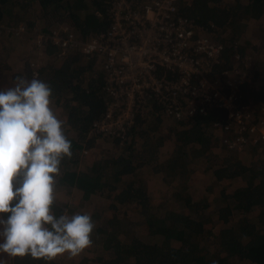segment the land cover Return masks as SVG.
I'll list each match as a JSON object with an SVG mask.
<instances>
[{
  "label": "trees",
  "instance_id": "1",
  "mask_svg": "<svg viewBox=\"0 0 264 264\" xmlns=\"http://www.w3.org/2000/svg\"><path fill=\"white\" fill-rule=\"evenodd\" d=\"M31 4H36L39 12L29 21L26 9ZM176 5L182 16L205 27L208 33L221 34L226 28L234 29L226 40L220 36L214 37L225 46L222 63L216 68L218 72L231 69L236 54L244 56L237 42L244 36L249 23L264 19V0H235V5L226 7L220 6L217 0H191L190 3L176 0ZM14 13L18 15L14 22L24 21L27 34L33 30L51 33L61 25L69 24L76 36L85 41L109 27L105 0H0V28L13 27ZM9 35L19 37L18 27H13ZM45 47L49 57L59 53V49L50 41ZM56 61H60V64L54 62L41 68L36 76L28 63L25 67L27 79L31 80L35 76L50 84L53 100L68 114L64 131L72 143V156L63 160L57 177L54 212L60 215L71 208L74 212L70 211V215L75 214L71 203L74 192L75 196L83 195L88 200L109 191L116 192L114 204L139 206L141 215V221L134 224L140 227L141 234L134 233L135 230L132 232V222L128 218L106 219L101 215L100 221L105 229L95 228L92 247L102 245L104 252L100 256H93L90 251L92 257H83L85 264H234L235 258L249 264H264V160L255 166L239 159H220L204 171L206 174L211 173L218 185L236 179L245 184L232 193H228L224 186L217 219L225 228L219 231L213 241H210L212 232L205 226L206 217L199 214L203 200L194 201L177 189L193 177L199 160L203 157L211 160L209 157L217 153L214 150H223L221 139L208 132L215 122L226 121L223 111L212 110L191 119L172 120L175 124L171 133L174 151L162 163H159V150L163 141L153 143L155 135H152V126L162 121L159 115H153L148 120H139L129 140L122 145L121 154L96 161L79 171L81 154L92 150L100 139L90 132L92 124L106 112L109 101L105 89L106 75L98 67L96 58L85 57L77 50L68 52L65 57H57ZM8 71L10 67L0 62V76L9 78L6 74ZM16 78L11 76L12 81ZM252 79L250 75L245 89L252 84ZM251 91L258 101L264 102V84ZM145 138L146 142L136 151V141ZM113 143L120 144L118 141ZM146 169L152 175L165 174L167 169L176 172L166 179L169 185L175 184L171 188L175 189L172 196L178 203L177 210H168L161 215L158 209L154 213L144 183L134 179L138 172ZM117 182L121 186H115ZM115 206L112 205L113 208ZM253 213L256 218L254 221L247 216ZM237 215L239 218H236ZM118 225L132 232L133 237L127 239L122 236V232H116ZM145 233L149 234V239L144 236ZM68 262L65 258L62 264ZM8 264L46 262L28 257L9 260ZM53 264L58 263L55 260Z\"/></svg>",
  "mask_w": 264,
  "mask_h": 264
},
{
  "label": "built area",
  "instance_id": "2",
  "mask_svg": "<svg viewBox=\"0 0 264 264\" xmlns=\"http://www.w3.org/2000/svg\"><path fill=\"white\" fill-rule=\"evenodd\" d=\"M105 1V32L84 41L63 24L35 43L43 50L50 41L61 58L76 50L96 58L109 101L91 134L125 144L141 119L182 121L220 110L226 121L212 126L224 133L228 149L240 153L264 143V102L244 92L250 78L249 66L240 65L244 56L236 54L232 68L218 72L224 44L182 16L176 0Z\"/></svg>",
  "mask_w": 264,
  "mask_h": 264
},
{
  "label": "clouds",
  "instance_id": "3",
  "mask_svg": "<svg viewBox=\"0 0 264 264\" xmlns=\"http://www.w3.org/2000/svg\"><path fill=\"white\" fill-rule=\"evenodd\" d=\"M72 143L47 82L17 77L0 90V264L75 260L93 244L88 213L54 212L57 177Z\"/></svg>",
  "mask_w": 264,
  "mask_h": 264
},
{
  "label": "rangeland",
  "instance_id": "4",
  "mask_svg": "<svg viewBox=\"0 0 264 264\" xmlns=\"http://www.w3.org/2000/svg\"><path fill=\"white\" fill-rule=\"evenodd\" d=\"M184 1H189L190 3L191 0ZM217 1L218 4L222 7H226L227 5H235V0ZM183 5H185V3ZM38 10L39 9L37 8L36 4H31L29 8L26 9V18L30 21L34 15L38 14ZM14 14L15 19L13 20V23L11 25L18 28L25 26V22L22 20L14 22L18 17L16 13ZM7 19L9 20L8 17ZM13 27L2 26L0 28V62L10 67V71L6 73L7 75H9V78H3L0 76V90H6L7 88L13 87L15 85L16 79L12 81L11 76L21 77L22 75L27 79L28 76L25 70L27 63L30 65L31 70L35 72V76L38 70L41 68H45L46 66L54 62H57V65L60 64V61H56V58L58 57L57 54L49 57L46 55V48H44L43 50H39L36 47V38L40 33L43 32L33 30L31 32H28L27 34L24 28V31H21L19 37H11V35H9V32ZM233 31L234 29L230 27L224 29L223 33L221 32V34L218 32L212 33V35L216 38L220 36L221 38H224L226 40L227 38H229L230 33H232ZM237 43L239 49L244 54L243 59L245 60V63H240V65L244 66V64H247L249 66L250 75L251 77H253L252 84L248 89L246 88L247 90L245 89V93L250 98H252V100H255L256 103L261 102L252 95L251 89L258 88L259 86L264 84V19L249 23L244 36H242V38ZM240 55L242 54L240 53ZM257 73H259V77L257 76ZM53 110L57 113L58 117L64 121L65 124L68 114L65 112L66 110H63L60 105H58L54 100ZM160 119L162 121L161 123H155L152 126V135H155L153 136V143L163 141V145L159 150L161 157L159 163H162L165 161L164 159L168 158V156L174 151L175 143L171 133L175 128V124L171 119ZM208 132L213 136L215 135L214 137H219L221 139L220 146L223 148V150H214V152L217 153L214 154L215 157L214 155L209 157L211 158V160L205 157L199 160L195 165L197 170L193 177L187 183L181 184L182 186L177 187V189L182 192L185 197H192L194 201L203 200V204L201 206V211L199 212V214H201L202 217H206L205 226L206 229L212 232L213 237L210 238V241H213L214 237L218 235L219 231L222 228H225V226H223L222 223L217 219V211L218 209H220L219 202L222 200L221 196L224 186H226V191H228V193H232L237 187H241L245 184H243V181H241L240 179H236L229 181L226 184L218 185L215 182V178L211 177V173L206 174L204 173V171L206 172L208 167L213 166L220 159V161H225L228 159H232L231 161H233L239 159L247 165L257 166L259 161L264 160V149H260L261 147H264V143L255 145L253 144L248 149H246V151L237 153L228 149V139H223L225 135L221 131V129H215L213 126H211ZM146 139L147 138L138 139L136 141L138 143V146H134L136 151H139L141 149V146L146 142ZM113 142L114 141L112 139H98L94 144L92 150L88 151L87 153L83 152L81 154V161L78 170L80 171L82 168L86 169L87 165L101 159L112 156L117 157L118 154H121L123 150V144L115 145ZM175 173L176 172L174 170L167 169V172H165V174H162L163 176L152 175V173L149 172V169H146L145 171L143 170L141 172H138L137 176L134 178L136 182L138 181L144 183V187L147 189V194L150 197V206L151 208H153L154 213L159 209V214L162 215V213L164 214V212L168 210H177L179 208L177 201H175L172 196L175 189H172L171 187L175 184L172 183L169 185V180L166 179L167 176H172ZM114 185H118L119 187L121 186V183L117 182V184L114 183ZM115 193L116 192L107 191L103 195L92 196L90 199L86 200L83 195L78 194V196H75L76 192H74L71 203L76 213L90 214L96 224L95 228H99V230L103 231L105 229H103L104 224L100 221V216L102 215V217L106 219H112L115 217L121 219L128 218V221L132 222V232L135 230L134 233L141 234L140 227L134 225L141 221L140 209H138L139 206H136L134 204H114L113 198L115 196ZM112 205H116L115 208H113ZM70 211L72 213L74 212L71 208ZM70 211L67 212L69 215ZM247 216L253 221L256 219L254 213ZM236 218H239V215H237ZM115 231L122 232V236L124 238L131 239L133 237V235H131L132 232L123 230L122 225L116 226ZM144 236L149 239L148 233H145ZM90 251L92 252L93 256L94 254L100 256L104 252L102 245L95 247L91 246L80 257L76 258L75 260H69L68 264H85V260H83V257L85 255H89L90 257H92ZM65 258L66 257H58L56 261L58 264H62ZM233 261L234 264H249L248 262L239 261L238 258H235Z\"/></svg>",
  "mask_w": 264,
  "mask_h": 264
}]
</instances>
